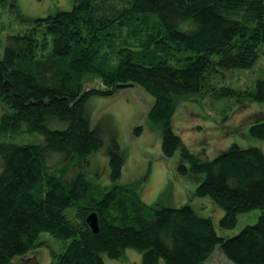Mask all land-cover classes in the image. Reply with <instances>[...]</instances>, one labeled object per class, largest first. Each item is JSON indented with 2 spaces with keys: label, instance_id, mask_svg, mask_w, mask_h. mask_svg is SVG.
I'll list each match as a JSON object with an SVG mask.
<instances>
[{
  "label": "trees",
  "instance_id": "trees-1",
  "mask_svg": "<svg viewBox=\"0 0 264 264\" xmlns=\"http://www.w3.org/2000/svg\"><path fill=\"white\" fill-rule=\"evenodd\" d=\"M72 2L15 31L0 25L1 46L7 33L0 47V264H20L28 252L38 257L42 232L59 242L50 264H105L104 256L123 263L124 254L133 264H210L216 248L222 264H264V151L232 142L202 158L173 126L174 112L188 101L264 102V75L244 86L226 83L257 61L264 68V0ZM6 6L12 0H0V20ZM135 85L154 99L148 117L163 155L178 151V171L200 177L192 198L223 209L221 229L258 208L255 222L224 236L190 203L148 204L115 182L124 157L113 121L108 115L92 126L86 101ZM252 107L250 119L229 132L249 124L247 136L264 139V110ZM101 148L106 186L91 180L103 172L95 157ZM91 212L97 231L86 220Z\"/></svg>",
  "mask_w": 264,
  "mask_h": 264
},
{
  "label": "rangeland",
  "instance_id": "rangeland-1",
  "mask_svg": "<svg viewBox=\"0 0 264 264\" xmlns=\"http://www.w3.org/2000/svg\"><path fill=\"white\" fill-rule=\"evenodd\" d=\"M72 4V0H12V6H6V10L2 14L0 25L4 31H15L26 19L53 14L59 10H67L72 7ZM4 34L3 40L1 38L3 45L0 44L2 50L7 33L5 36ZM261 46L264 47L263 44ZM261 60L263 61L262 58ZM258 64L257 61L256 67ZM254 67L241 70L243 71L241 75L234 79L228 78L226 83L244 86L264 75V68L260 71ZM94 81L96 86H101L99 79L96 78ZM153 100L152 95L143 87L135 85L120 88L110 96H92L86 101L92 126L100 121L105 123L108 115L113 121L112 127L116 131V140L124 157L121 175L115 182L131 186L148 204L178 206L190 203L198 215L210 216L218 233L224 236H231L246 224L255 222L260 212L258 208L240 213L238 222L233 228L221 229L218 221L223 209L207 198H192V192L200 177L193 178L178 171L180 157L178 151L168 157L163 155L161 134L157 126L148 117V110ZM252 106L264 110L263 101H253ZM252 106L245 104L235 107L234 99L227 97L212 100L206 97L200 101H188L179 104V109L176 110L177 112L175 111L176 114L174 112L173 126L180 135L184 146L202 158H213L232 142L240 146H260L264 151V139L247 136L249 124L240 127L237 132H229L232 127L242 125L250 119L256 111ZM138 126L141 129L136 132L135 128ZM100 151L102 152L97 153L95 157L100 161L99 166L103 172H98V176L91 180L96 185L106 186L111 183L107 171V154L105 148H101ZM91 163L93 164L84 170L85 174L87 170L89 177H91L89 173L96 165L92 159ZM39 239L45 241L46 244L36 251L38 257L28 252L20 260V264H50V250H59V242L46 232L40 233ZM128 252L131 253V251ZM220 254L223 255L216 248L211 254L212 257L210 256L209 263H224ZM103 259L105 264L134 263L133 257L129 258L128 254H124L123 263L105 256ZM227 261V264H233Z\"/></svg>",
  "mask_w": 264,
  "mask_h": 264
},
{
  "label": "water",
  "instance_id": "water-1",
  "mask_svg": "<svg viewBox=\"0 0 264 264\" xmlns=\"http://www.w3.org/2000/svg\"><path fill=\"white\" fill-rule=\"evenodd\" d=\"M86 220L93 231L98 230V219L96 213L94 212L89 213L88 216L86 217Z\"/></svg>",
  "mask_w": 264,
  "mask_h": 264
}]
</instances>
